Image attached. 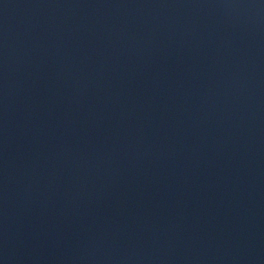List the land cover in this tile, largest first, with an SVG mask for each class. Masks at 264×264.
Instances as JSON below:
<instances>
[{
	"label": "water",
	"instance_id": "95a60500",
	"mask_svg": "<svg viewBox=\"0 0 264 264\" xmlns=\"http://www.w3.org/2000/svg\"><path fill=\"white\" fill-rule=\"evenodd\" d=\"M0 264H77L0 90Z\"/></svg>",
	"mask_w": 264,
	"mask_h": 264
}]
</instances>
